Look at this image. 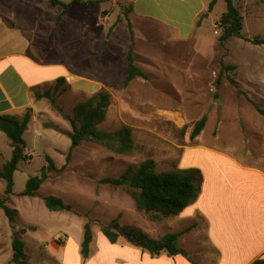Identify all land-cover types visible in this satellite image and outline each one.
I'll return each mask as SVG.
<instances>
[{
	"label": "rangeland",
	"instance_id": "1",
	"mask_svg": "<svg viewBox=\"0 0 264 264\" xmlns=\"http://www.w3.org/2000/svg\"><path fill=\"white\" fill-rule=\"evenodd\" d=\"M60 1L69 4L73 0ZM82 1L96 4L72 5L66 10V16L88 24L90 70L97 71L100 68L97 64L104 61V68L110 73L106 77L116 95L113 98L109 92L112 104L106 122L99 129L112 133L123 126L130 127L138 149L131 155L121 156L85 142L74 150L67 162L72 142L65 136L66 124L59 122V117L65 120L73 117L75 106L88 98L71 92L53 96L57 108L47 103L53 111L51 119L61 123L56 127L59 135L32 124L24 136L28 159L18 166L12 195L5 194L6 184L0 179V198H8L7 204L18 211L17 223L12 226L0 208V264L12 257L13 238L22 229L26 230L21 237L26 242L30 264H127L128 258L123 253L129 249L149 256L124 240L116 245L109 243L100 224H108L119 217L121 224L138 227L153 239L182 232L187 226L188 232L182 234L179 241L186 257L194 264H214L217 253L207 243L206 226L201 220L185 226L174 217L153 222L136 209L127 188H114L100 181L118 178L129 166H139L150 158L156 162L159 173L192 166L198 159L193 151L185 149L196 145L233 153L245 164L264 169V117L258 112V109L264 110V46L253 42L264 39V0H236L247 18L243 31L246 36L245 39H231L224 47L219 45L221 31L215 27L217 20L207 21L210 34L214 36L217 32L213 46L198 47L195 41L184 44L172 38L162 42L153 28L137 20L133 32L128 8L121 0ZM35 5L28 0H0V11L11 10L16 19L21 16L25 24H30L33 21L30 11ZM39 5L41 10L56 7L49 0H40ZM106 10H110L107 18L103 13ZM226 11V2L221 0L215 13L220 16ZM66 26L64 24V29ZM142 27L150 31L145 37L139 31ZM102 35L105 37L103 47ZM111 35L113 39L109 41ZM92 36L98 42L91 40ZM175 37L180 38L178 34ZM131 39L134 41L130 44ZM61 49L56 48V52ZM131 50L135 65L148 79L136 78L127 84V55ZM224 67L236 69L225 70L222 74ZM220 77L222 83L217 85ZM228 78L233 79L235 85H231ZM204 116L208 118L207 125L193 140L194 124ZM48 156L57 169H65L48 171V178L36 197L21 196L31 178L42 176L48 167ZM11 157V142L0 131V170ZM48 196L61 198L73 207L72 211H50L44 203ZM86 222H90L94 237L89 259H84L80 252ZM172 262L158 260L153 264Z\"/></svg>",
	"mask_w": 264,
	"mask_h": 264
},
{
	"label": "crops",
	"instance_id": "2",
	"mask_svg": "<svg viewBox=\"0 0 264 264\" xmlns=\"http://www.w3.org/2000/svg\"><path fill=\"white\" fill-rule=\"evenodd\" d=\"M28 1L36 4L34 10H29L33 13V21L30 24H25L21 16L16 19L11 10L0 11V115L22 119L30 111L31 120L24 136L34 123L46 132L54 131L58 136L56 127L61 124L59 122H65V136H69L72 132L69 120L62 117H59V122L57 119H51L53 111L48 106L50 100H38L36 94L50 91L57 97L61 93L64 95L71 92L89 98L106 90L116 98L112 86L109 85L110 79L106 77L110 73L104 68V61L97 64L100 66L97 71L90 70L88 24L74 18L69 19L66 11L59 10L62 8L60 6L41 10L40 0ZM121 1L128 9L132 7V12H128L130 25L134 26L133 32L136 31L134 22L137 20L153 28L152 31L162 42L172 38L184 44L195 41L198 47L216 44L214 36L217 33L214 32V36L210 34L207 21L217 20V27L224 14L219 16L215 13L221 0H217L212 10L210 4L213 0ZM234 2L236 4V0ZM103 13L106 18L110 16V10ZM61 14L62 17L58 20ZM241 14L244 17L245 29L247 18L242 12ZM64 24L67 25L65 29ZM139 31L143 37L150 32L147 27H142ZM177 34L180 38L175 37ZM93 39L95 38L92 36L91 40ZM104 39L102 35V47ZM112 39L113 35L109 41ZM132 41L134 39L129 41L130 44ZM136 44H139L138 39ZM56 48H63V51L61 49L56 52ZM61 79L65 80L63 84L59 83ZM185 151H193L198 161L181 169L200 170L203 183L197 201L174 217L175 220L182 226L194 224L196 220L204 223L207 243L217 253L214 264H253L263 259L264 169L245 164L233 153L211 147L202 148L196 145L186 148ZM62 153L66 155L65 151ZM184 229L182 232H188L187 226ZM123 254L128 258L127 264H153L158 260H171L172 264L175 261L177 264H194L182 255L172 258L162 255L153 259L150 255H141L137 250L131 249ZM12 257L5 264L11 263Z\"/></svg>",
	"mask_w": 264,
	"mask_h": 264
},
{
	"label": "trees",
	"instance_id": "3",
	"mask_svg": "<svg viewBox=\"0 0 264 264\" xmlns=\"http://www.w3.org/2000/svg\"><path fill=\"white\" fill-rule=\"evenodd\" d=\"M52 5L60 6L63 11L68 10L72 5L91 6L96 2H84L82 0H73L70 4L61 2L60 0H49ZM227 11L222 15L218 27L221 31L219 37L220 47L231 39H245L243 34L244 17L240 8L235 4L234 0H225ZM217 0H213L210 4V10L214 8ZM132 12V7H129ZM62 14L59 16L61 19ZM131 26V25H130ZM247 40V39H246ZM254 44L264 46V39H254ZM128 70L126 83L129 84L136 78L148 79L136 65L133 51L127 55ZM236 67H224L225 70H235ZM231 85H235V81L228 78ZM65 82L64 79L59 80L60 84ZM222 83V78L217 80V85ZM47 98L53 107L57 108L55 99L50 91L43 94H36V99L41 100ZM112 104V96L109 92L100 91L87 100L79 102L73 111V117L68 120L72 127L69 133L71 139V147L67 155V162H70L73 152L85 142L94 143L115 153L116 155L127 156L133 154L137 149V144L132 137V129L123 126L116 132H105L99 129V126L106 122L109 108ZM60 110V109H58ZM61 111V110H60ZM259 114L264 117V110L258 109ZM31 120L30 111L21 119L16 116L0 115V131L3 132L11 142L12 157L7 161L0 170V179L5 182V194L10 196L13 194L15 180L14 175L18 170L20 163L26 161V144L24 141V133L28 130ZM208 122L207 116L194 124L192 139L195 140L203 132ZM48 167L43 170L41 177L31 178L26 186V190L21 196L36 197L41 186L48 178V171H63L65 168L57 169L54 160L47 157ZM103 184L114 188H127V194L133 200L136 209L149 216L153 222H163L169 218L179 216L185 209L193 205L200 193L203 183V177L200 170L190 169H173L167 172L159 173L156 170V162L153 159H147L139 166H129L120 177L115 179H102ZM7 199L0 198V208L4 211L5 216L13 226L17 223L18 211L11 208L7 204ZM44 203L52 212L67 211L71 212L73 207L67 205L61 198L56 196H48L44 198ZM100 229L110 244L116 245L121 240L140 249L142 253H148L153 259L166 255L169 258L176 256H187L186 252L179 247V241L185 232L171 233L160 239H153L148 236L142 229L123 225L120 217L108 224H100ZM26 234V230H20L13 238L12 251L13 257L11 264H30L26 254V242L22 239V235ZM94 237L90 222L83 225V240L81 243V256L89 259L91 256V244ZM253 264H264V258L255 261Z\"/></svg>",
	"mask_w": 264,
	"mask_h": 264
},
{
	"label": "built area",
	"instance_id": "4",
	"mask_svg": "<svg viewBox=\"0 0 264 264\" xmlns=\"http://www.w3.org/2000/svg\"><path fill=\"white\" fill-rule=\"evenodd\" d=\"M217 33V32H216Z\"/></svg>",
	"mask_w": 264,
	"mask_h": 264
}]
</instances>
